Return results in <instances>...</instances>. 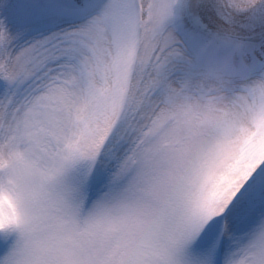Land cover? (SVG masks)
I'll list each match as a JSON object with an SVG mask.
<instances>
[{
	"label": "snow or ice",
	"instance_id": "6c2138e0",
	"mask_svg": "<svg viewBox=\"0 0 264 264\" xmlns=\"http://www.w3.org/2000/svg\"><path fill=\"white\" fill-rule=\"evenodd\" d=\"M0 264H264V0H0Z\"/></svg>",
	"mask_w": 264,
	"mask_h": 264
}]
</instances>
